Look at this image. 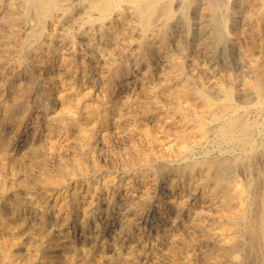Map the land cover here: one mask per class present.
<instances>
[{"label": "rangeland", "instance_id": "374dc122", "mask_svg": "<svg viewBox=\"0 0 264 264\" xmlns=\"http://www.w3.org/2000/svg\"><path fill=\"white\" fill-rule=\"evenodd\" d=\"M5 1H6V4H5ZM181 1L180 0H174V2H173V7L175 10L176 16L171 23L172 25H170V30L168 33V37H169L168 38V44L164 50H162V51L158 50L157 51L155 49V47L150 48L147 45V43L145 42V40L143 41L140 38L138 33H133L135 36L134 35L133 36H127V38L125 35L123 36L122 34H119L120 37H118L117 39L114 40L113 35H114V32L117 28V24L115 23V21H113L110 18H104V17H101L100 19H98L99 16L97 14H95L94 12H92L89 9L88 4H85V3L76 2V4L73 5V7L76 6L77 8L76 7L72 8L73 13L71 12L70 14H65V15L64 14H62V15L56 14V15H53L54 18L53 17L44 18L42 22H44L45 24L41 22V24H44V25H41V24L36 25L35 21H32V20L31 21L30 20L24 21V20H20V19L18 20L17 19V16L20 15L21 12H23V6L19 1H17L18 4L16 6V9L12 10V7L8 4V0H0V7H1L0 8V33H3V35H6L8 33V35H9V40L3 41V42L0 41V46H2V47H0V56L2 57V58L0 57V68H1V70H0V81H1L0 82V93H1L0 94V96H1L0 97V154H1L0 155V157H1L0 158V181L2 183L4 182V184H5V190H4L5 195L3 196V190H2V193L0 192V219H1V217H3L6 220H11L12 217H15L17 219L16 220L17 223H13L11 220L10 228H8L6 233H3V231H0V236H1L0 237V247H1L0 248V259H1L0 264H3V263L5 264V262L7 261V259L9 258L10 255H20L21 253L22 254L24 253V255L21 254L22 256L31 257L32 259H34L33 264H35V263L36 264H43V262L45 264H49V263L50 264H64L62 259H61L64 254L68 253V254L73 255L76 258L80 257V255H78L79 253L74 251L75 249H78L79 251H81V253L82 252H84V253L88 252L86 254L91 256L92 264H102V263L105 264V263H107L106 258H104L105 256L107 257V256L112 255L113 258H117L118 255L126 256L129 252H132L134 255L132 254L133 259L131 260L130 263L128 262V264H168V263L169 264H176V263L180 264L181 263V257H180L179 252L177 251L178 250V242H179V236H178V234H179L178 212L179 211H178V207L176 204V199L179 195L178 189H180V183H179V180L177 178L178 176L176 174V171H175L176 167L178 166V164L180 163V161L182 159H193V158L194 159H202V157H205V155H207L209 157H217L223 153L222 149H221L223 147L218 146L217 143L214 142L215 141V140H213L214 135L209 136L203 140L198 139L199 137L198 138L193 137V136H197L194 134H193V136H190V138L189 137L188 138L183 137V134H182L183 130H180L182 128H181V125L179 124L180 123V117L177 114H175L173 112V110H171V108H169L170 107V105H169L170 99L171 98H172V100L175 99L174 96L172 95V93H173V90L175 88L177 78L179 77V75H181L182 77H185V78H189V79L193 78V79H191L193 84L197 83L196 85H198V86H199V84H200V86L201 85L210 86L212 90L214 89L213 93H215V94L213 96H215L216 98H220L218 92L216 91L220 82H225L227 84H230V85L234 86L238 90V92H240L243 89V80L245 78H251L254 76L255 70L250 63V58L248 57V54H247V52L250 49H252L253 52H255V53H258L260 50L262 51L263 56H262L261 60L263 62V69H264V42H263L264 41V24L262 23V20L260 19V6L258 3V0H224V1L221 0V1H223V3H221L222 5L221 4L219 5V7L217 8V11L226 16L229 30H228V32H226V36L224 37L226 39H223V41L217 45H211V44H208V42H207L208 28L211 27V23H212L211 17L213 15V9H212L210 3L208 2V0L207 1L206 0H200V1L199 0H190L189 5L191 7L188 6L187 7L188 10L186 9V11H184V12H183V4H182L183 1L182 2ZM191 1H193V2L191 3ZM1 4H2V6H1ZM73 9H75V10H73ZM87 10H88V12H87ZM190 10H191V12H190ZM178 11H179V13H178ZM247 11H249V12H247ZM211 12H212V14H211ZM250 12H252V13H250ZM249 14H250V16H249ZM251 15H253V16H251ZM10 16H12V18ZM78 16H80V17H78ZM91 18L95 19V20L97 19V20L95 22H91L90 21ZM72 19H74V20H72ZM252 19H254L258 22L259 30H258L253 42L251 43L250 39L246 36V34L251 29ZM82 20H83V22H82ZM206 20H207V22H206ZM73 21H74V23H73ZM101 21H103V22H101ZM181 21H182V23H181ZM3 23H4V25H3ZM205 23L208 24L209 26L206 25ZM76 24H78V25L76 26ZM66 25L68 26V28ZM1 26H3V27H1ZM34 26L39 29L40 33H43V32L44 33L41 35L39 33L40 37L38 36L36 38V40L35 39L30 40L31 42H39L40 46H38V48L34 51L35 53L33 52V54L31 56H26V54L24 53L26 46L24 45L23 47H20V49L18 46H15V48H14L13 40L16 38L18 39L19 37H20L19 39H21V37L25 36V34L31 30V27L35 28ZM97 27H98V29H97ZM94 28L96 31H94ZM59 29H61V30H59ZM92 30H93V32H92ZM178 31H179V33H178ZM21 34H23V35H21ZM47 34H49V35H47ZM60 34H62V35H60ZM101 34H102V36H101ZM44 38H46V39H44ZM109 38H110V40H109ZM135 38H137V39H135ZM228 38H229V40H228ZM85 39H87V40H85ZM95 39L97 41H95ZM153 39L155 40L156 38H153ZM224 40H226L228 43ZM53 42H55V43H53ZM179 43H181V44H179ZM74 44H76V45H74ZM175 45H177V46H175ZM12 46H13V48H12ZM251 46H252V48H250ZM8 47H10V48H8ZM98 48H99V50H98ZM168 49H169V51H168ZM61 50L63 53L60 52ZM101 51H102V53H101ZM43 52H46L47 54L43 53ZM166 52L172 53L175 60H180V59L184 58L183 59L184 63L182 65V68L179 69L180 71L173 66L172 61L170 59L168 60L165 57ZM72 54H73V57H72ZM75 54L77 57L75 56ZM51 55H53V56H51ZM16 56H18V57H16ZM103 56H106V57L104 58ZM22 58H24V59H22ZM143 58L147 61H145ZM63 60L65 63L63 62ZM81 60L84 62H82ZM90 60H91V62H90ZM32 61H34V62H32ZM85 62H87V64ZM5 64H6V66H5ZM8 64L10 65V67L13 66V74L16 73L17 70L19 69L18 71H19V73H21L22 79H27V80H29V78H30V80L33 79V81H30L31 85L28 88V89L31 88V90L28 91V96L30 94L31 95L29 97L27 96V98H26V102L29 103V107L24 111V113L20 114V116L18 117L19 120H17V121L12 120L15 116L13 118L9 117L8 120L5 119L4 114H3V109L1 107L2 101L7 100V99L9 100L11 97V94L13 93L14 82L13 81L11 82V80H10L11 78L9 77L10 74L8 75L6 73V70L10 68ZM20 64H21V66H20ZM3 67H4V69H3ZM69 67H71V68H69ZM165 67H167V68H165ZM117 68H118V71H116ZM173 68H174V71H172ZM37 70H40V71H37ZM73 70H74V72H73ZM121 70H122V72H121ZM62 71H63V74H61ZM103 71H105V72H103ZM160 71H161V73H160ZM57 72H59V73H57ZM186 72H188V73H186ZM25 73H27V74H25ZM32 73H34V74H32ZM46 74H47V76H46ZM52 74H54V75H52ZM81 74H84L83 75L84 77ZM101 74L102 75L104 74V75L102 76ZM163 74H165V75H163ZM188 74H190V75H188ZM64 75H65V77H64ZM49 78H51V79H49ZM69 78H73V81L75 83V94H74L75 98L74 97H73L74 99L72 98V103L70 104V107L68 108L69 116L71 115L72 118L78 119V122L81 125H83V123H84L88 126L89 124L95 123V126H94L95 128H93V130L90 127L89 128L84 127V129L83 128L78 129L76 126H73L71 124L68 127H65L62 129L54 128V125L52 123H48L47 120L49 118L56 117V115H58V113L60 114L62 112V107L60 105L51 103L50 106L48 105L47 107L42 108V106H41L42 102L41 103L35 102V99H37L40 96L45 85L51 84V85H54L55 87H57V89L64 90V87H65L64 82L71 80ZM159 79H161V80H159ZM161 81H164V82L162 83ZM1 83H3L4 85ZM60 83H63V85ZM104 83H106V84H104ZM128 83H129V85H128ZM84 85H85V87H84ZM33 89H34V91H33ZM98 89H100L101 91ZM142 89H144V90H142ZM88 90H92V91L90 92ZM93 90H95V91H93ZM138 90H141L142 92L138 91ZM80 91L83 93H81ZM108 91H110V92H108ZM86 92H88V93L90 92L89 93L90 95ZM118 92L119 93L121 92V93L119 94ZM159 93L162 96H160ZM167 93H169V94H167ZM95 95H97L98 97ZM101 95L102 96L104 95L106 98L104 96L102 97ZM110 95L112 96V98H115V99L123 98V96H129L130 97V99L132 100L131 101L132 105L129 104L128 105L129 108L127 107L128 109L132 110L131 114H130L131 116H129V118L131 117L130 119L126 120L124 118L126 114H123L122 111H119V109H117L114 101L107 99ZM165 95H168V96H165ZM168 97H169V99H167ZM142 98H143V100H142ZM180 98L181 99H179V101L181 103L183 102L182 104H190L191 103L193 105V111L200 109V102L194 95H189L187 97H180ZM149 99H150V101H149ZM154 99L155 100L157 99V100L155 101ZM147 100H148V102H147ZM237 100H239V102ZM101 101H102V103L100 104ZM152 101L154 104L152 103ZM235 101H237V103H239V104H245V103L253 104V101L254 102L256 101V97L254 95L251 96V94H250V97L248 96L247 99L243 100L241 97L236 96ZM155 102L156 103L158 102V103L156 104ZM161 104H162V106H161ZM165 104H166V106H165ZM86 105H89V106H86ZM197 106H198V108H197ZM154 107H156V108H154ZM71 108H72V110H71ZM95 108H97V109H95ZM147 108L149 110H145ZM98 109H100V110H98ZM136 110H137V112H136ZM262 111L263 112L260 113V116L257 115V118H258L257 131L254 133V136H253V140L255 142L254 146H255V149L257 151V155H252V154H250V152L246 154V156L244 157V159H245L244 166H246V167L241 166L240 167L241 169L238 168L235 171V180H236V182L239 181L238 184H242L243 182L248 181V179L250 180V178L251 179L254 178V181H255L254 185H253L254 191L256 192V194L259 197V202L261 201L262 203H264V197H263L264 196V190H263L264 189V183H263L264 182V159H263L264 158V148H262V147H264V143H262L264 140V131H263L264 130V128H263L264 127V122H263L264 121V108ZM43 112L46 115L43 114ZM48 113H50V114L48 115ZM133 113L136 115H134ZM165 113H166V115H163ZM39 114H40V116H39ZM31 116H33V117H31ZM159 116H161V117H159ZM95 117L96 118L98 117V118L96 119ZM134 117L136 118V120ZM163 117L166 121H168V120L170 121V122L169 121L166 122L164 126L159 125V118L163 119ZM259 117H261V118H259ZM120 118H122V119H120ZM32 119H33V121H32ZM112 119H114V120H112ZM124 119H125V121H124ZM147 119H149V120H147ZM155 119L158 121H156ZM97 120H99V121H97ZM132 121L134 124H132ZM13 122H15V123H13ZM7 123H9V124H7ZM120 124H122V125H120ZM136 125H137V127H136ZM140 125L142 127H140ZM123 126H126V127L124 128ZM130 127H131V129H130ZM117 128L118 129L120 128L121 131H119ZM150 128H151V130L152 129L153 130L151 131ZM53 130H55V131H53ZM83 131H85V132H83ZM130 131H132V132H130ZM171 131H173V132H171ZM180 131L182 132L181 133L182 135L180 134ZM36 132H37V134H35ZM116 132H118V133H116ZM126 132H127V134H126ZM128 132L130 134H128ZM80 133H81V135H80ZM131 133H132V135H131ZM143 133H145V134H143ZM257 133H258V135H257ZM171 134H173V135H171ZM92 135H93V137H92ZM132 136H133V138H132ZM161 136H163V137H161ZM40 137H42V139ZM123 137H125V138H123ZM126 137H128V139ZM174 137H176V138H174ZM183 138H184V140H183ZM133 139H134V141H133ZM137 139L138 140L140 139V140L138 141ZM167 139H168V141H167ZM57 140H60V141H57ZM204 140H205V142H204ZM62 141H64V142H62ZM90 141H91V144H90ZM110 141H111V143H110ZM67 142H69V143H67ZM95 142H96V144H95ZM212 142H214V144L211 145ZM5 143H6V145H5ZM128 143H130L131 145ZM86 144L89 145L90 147L89 146L87 147ZM76 145H78V146H76ZM82 145L86 148H84ZM109 145H110V147H109ZM147 145L149 146V149L147 148L148 147ZM159 145H160V147H159ZM192 145H194V146H192ZM48 146H49V148H48ZM94 146L95 147L97 146V147L95 148ZM103 146H105V147L103 148ZM183 146H185V147H183ZM66 147H68V148H66ZM158 147H159V149L161 148L162 150H159ZM176 148H178V149H176ZM36 149H38V150H36ZM100 149H102V150H100ZM145 149H147V150H145ZM164 149L167 150V152ZM49 150H51L52 152ZM57 150H59V151L57 152ZM82 150L85 152H83ZM92 150H93V152H91ZM132 150H133V153H132ZM163 150H164V152H163ZM12 151L15 153H13ZM61 151H62V153H61ZM141 151H144V154H145V152L147 153V155H148L147 160L146 159L141 160V158L139 159V157H137V158L135 157V156H137L138 153L141 154ZM147 151H149V152H147ZM116 152L117 153L119 152V154H117ZM192 152H195V153H192ZM7 153H9V154H7ZM17 153H18V155H17ZM95 153H97L98 155ZM57 154L60 156H58ZM4 155H5V157H4ZM50 155H52V156H50ZM38 156H40V157H38ZM81 156H83V157H81ZM96 156H98V158ZM108 156H109V158H108ZM121 156H123L126 159V161ZM181 156H183V157H181ZM35 157L37 158V161H35V159H33ZM152 158H154V159H152ZM107 159L108 160L110 159L111 161L109 160L110 161L109 162ZM163 159H164V161H163ZM90 160H91V162H90ZM17 161H18V163H16ZM122 161H124V162H122ZM49 162L51 163V165ZM103 162H104V164H103ZM4 163H5V165H4ZM77 163H80V164L84 163L82 166H84V169H86L85 170L86 173H84L83 175L80 176V175L74 174V173H63L62 172L63 169L68 168L69 166L72 167L73 165H75ZM91 163H92V165H91ZM99 163H101V166ZM118 163H121V164H118ZM17 164H19V165H17ZM22 164H23V166H21ZM53 164H54V166H52ZM125 164H127V165H125ZM10 165H11V167H10ZM18 166H19V168H18ZM262 166H263V168H262ZM39 167H41L42 169H40ZM102 167H103V169H101ZM33 168H35V169H33ZM90 168L93 171H91ZM99 169H101V170H99ZM14 170L17 173L15 172L13 174ZM24 172H25V174H24ZM40 172H47V173H53L54 172L53 174H55V175H61L62 177L61 176L60 177L62 178V180H61V182H57V181L54 182V184H52V186H51L52 189L50 187L48 190L43 185H41L39 182L38 183L34 182V178L36 179L34 174H37ZM25 177H27V180L32 182L30 184L31 186L28 187L29 184H27L25 182V180H23ZM92 177L94 178V180ZM166 177H168V178H166ZM169 177H171L172 179ZM109 178H112L113 183L108 188L107 187L108 185L106 184V182H107V179H109ZM10 179H11V182H9ZM127 179L129 182L127 181ZM13 181H15L16 183ZM19 181H20V183H19ZM125 184H127V185H125ZM150 184H152V185L150 186ZM103 185H104V187H103ZM71 186H72V188H71ZM29 188H31L32 190ZM33 188L36 190H33ZM64 189H66V190H64ZM17 190H19V191H17ZM83 190H84V192H83ZM148 190H150V191H148ZM146 191H147V193H146ZM260 191H262V193ZM33 192H37V193L34 194ZM64 193H65V195H64ZM26 194H29V195H26ZM30 194H32V195H30ZM75 195H80L82 197L87 196V198H85L84 200H89V198H90L93 202V211L91 212V214L89 216H87L84 219V221L80 220L78 212L71 213L69 219H67L65 217V214H63L66 206L71 201H73ZM111 195H112V197H111ZM132 195L134 197L136 196L135 197L136 199L139 197L138 200L141 198V196H145V195L147 196L146 199L141 201V203H143V204H141V206L139 205L138 210H135L136 207L130 206L128 204V199ZM259 195H261V196H259ZM31 199L33 200V202ZM120 201H122V202H120ZM11 202H19L22 205V207L19 208V211L21 210L19 214L16 215V213H14L15 211H17V210H14V208L13 209L9 208L10 206L13 207L14 205H16V204H12ZM57 204L59 207L57 206ZM146 207H147V209H145ZM154 208H155V210H154ZM57 209H59L60 212L62 213V214L58 215L59 217L56 216L55 212H54ZM165 209L168 211H166ZM32 210H34V211H32ZM36 212H38V213L36 214ZM54 216H56L58 218H55ZM133 216H135V219ZM131 217H132V219H131ZM130 219H131V221H130ZM109 221H111V222H109ZM218 223H219V219H217L216 214H214L211 211H208L205 214V219H203V226L197 233L199 239H198V244L196 247V252L197 251L198 252H197V259H196L195 264H222V263L227 264L228 262H230V259H232V258L233 259H240L245 254L247 255L246 264H256V262H257V256L256 255L257 254L254 251H251V252L245 251V250L242 252L239 251V252H237L238 254L236 253L235 257L234 256L231 257L233 254L230 253V251H228L226 246L216 244V242L213 239V236H211V234H212V231L216 228V225L218 226ZM158 225H159V227H158ZM24 228H25V230H24ZM19 229H22V230L19 231ZM41 229H42V231H41ZM202 230L204 232L205 231L206 232L204 233ZM23 231H25L24 234H23ZM58 231H60V232H58ZM33 232H34V234H33ZM115 232L117 234H115ZM101 234L105 235L106 237L104 239H97ZM11 236H13V237H11ZM59 236L62 238V240L60 239ZM28 237H30V238L28 239ZM263 238H264V230H263ZM13 240H14V242H13ZM61 241H63V242H61ZM71 242H72V244H71ZM70 244H71V247H70ZM11 245H12V247H11ZM88 245L90 246V248ZM114 246H116L117 249ZM218 246H220V249H219L220 252L223 253V260L219 263H216L215 256H213V255L216 251H218ZM263 246H264V244H263ZM206 247L208 250L206 249ZM34 249H36L35 250L36 252L34 251ZM161 249L163 252L161 251ZM20 250H22V251H20ZM25 250H26V252H23ZM134 250H135V252H134ZM100 251H102L103 253ZM114 251H115V253H114ZM171 252H172V254H171ZM240 252H241V254H240ZM31 253L33 254L34 258L32 257ZM26 254H28V255H26ZM237 255H239V256H237ZM59 256H60V258H59ZM174 256H176V257H174ZM228 257H230V258H228ZM171 258H172V260H171ZM48 259H50V260H48ZM178 261H180V262H178Z\"/></svg>", "mask_w": 264, "mask_h": 264}, {"label": "bare ground", "instance_id": "6f19581e", "mask_svg": "<svg viewBox=\"0 0 264 264\" xmlns=\"http://www.w3.org/2000/svg\"><path fill=\"white\" fill-rule=\"evenodd\" d=\"M17 1H19L23 6V12L20 13V15L17 16V19L19 20H32L35 21V24H41L44 18L47 17H53V15L56 14H70L72 12V8L76 7L73 5L76 4V2L79 3H85L88 4L89 9L97 14L99 16L98 19L101 17L104 18H110L117 24V28L114 32L113 39H117L120 37L119 34L127 36H133V33H138L140 38L147 43V45L151 47H155V49L158 51H162L165 49V47L168 44V33L170 30V25H172V21L175 18V10L173 7L174 0H8V4L13 9H16ZM181 1V0H180ZM183 1V12L186 11L187 7L190 6V0H182ZM181 1V2H182ZM200 1V0H199ZM207 1V0H206ZM224 1V0H223ZM221 0H208L210 3L212 9H213V15L211 17V27L208 28V35H207V42L211 45H217L223 41V39L226 36V32H228V22L227 18L224 14H221L217 11V8L221 3H223ZM193 1H191L192 3ZM196 2V1H195ZM207 2V3H208ZM3 3V2H2ZM225 3V2H224ZM259 6H260V19L262 20V23L264 24V0H258ZM6 4V1H5ZM78 4V3H77ZM181 4V5H182ZM222 5V4H221ZM2 6V4H1ZM87 6V5H86ZM4 7V6H3ZM85 7V6H84ZM191 7V6H190ZM210 7V6H209ZM210 7V8H211ZM221 7V6H220ZM1 8V7H0ZM77 8V7H76ZM86 8V7H85ZM6 9V8H5ZM220 9V8H219ZM232 9V8H231ZM249 9V8H248ZM259 9V8H258ZM75 10V9H73ZM78 10V9H77ZM86 10V9H85ZM188 10V9H187ZM10 11V10H9ZM220 11V10H219ZM229 11V10H228ZM234 11V10H233ZM80 12V11H79ZM88 12V10H87ZM191 12V10H190ZM226 12V11H225ZM249 12V11H247ZM2 13V12H1ZM73 13V12H72ZM86 13V12H85ZM93 13V14H94ZM179 13V11H178ZM206 13V12H205ZM223 13V12H222ZM235 13V12H234ZM246 13V12H245ZM252 13V12H250ZM212 14V12H211ZM248 14V13H247ZM254 14V13H253ZM60 15V16H61ZM77 15V14H76ZM80 15V14H79ZM82 15V14H81ZM84 15V14H83ZM234 15V14H233ZM59 16V17H60ZM74 16V15H73ZM85 16V15H84ZM87 16V15H86ZM90 16V15H89ZM250 16V14H249ZM253 16V15H251ZM8 17V16H7ZM12 18V16H10ZM80 17V16H78ZM92 17V16H91ZM180 17V16H179ZM207 17V16H206ZM54 18V17H53ZM61 18V17H60ZM58 19V18H57ZM83 19V18H82ZM209 19V18H208ZM47 20V19H46ZM62 20V19H61ZM74 20V19H72ZM84 20V19H83ZM82 20V22H83ZM97 20V19H96ZM95 19L91 18V22H95ZM181 20V19H180ZM55 21V20H54ZM60 21V20H59ZM63 21V20H62ZM80 21V20H79ZM88 21V20H87ZM89 21V22H90ZM189 21V20H188ZM4 22V21H3ZM12 22V21H11ZM50 22V21H49ZM58 22V21H57ZM61 22V21H60ZM71 22V21H70ZM85 22V21H84ZM103 22V21H101ZM207 22V20H206ZM23 23V22H22ZM21 23V24H22ZM29 23V22H28ZM44 23V22H42ZM74 23V21H73ZM179 23V22H178ZM182 23V21H181ZM192 23V22H191ZM26 24V23H25ZM45 24V23H44ZM41 24V25H44ZM79 24V23H78ZM76 24V26L78 25ZM89 24V23H88ZM206 24V23H205ZM210 24V23H209ZM4 25V23H3ZM30 25V24H29ZM57 25V24H56ZM75 25V24H74ZM85 25V24H84ZM98 25V24H97ZM103 25V24H102ZM177 25V24H176ZM184 25V24H183ZM191 25V24H190ZM208 25V24H206ZM205 25V26H206ZM258 22L254 19L251 21V29L247 32L246 36L250 39L251 43L253 42L259 28H258ZM48 26V25H47ZM54 26V25H53ZM67 26V25H66ZM86 26V25H85ZM94 26V25H93ZM105 26V25H104ZM209 26V25H208ZM3 27V26H1ZM5 27V26H4ZM10 27V26H9ZM22 27V26H21ZM29 27V26H28ZM35 27V26H34ZM45 27V26H44ZM51 27V26H50ZM59 27V26H58ZM75 27V26H74ZM90 27V26H89ZM100 27V26H99ZM173 27V26H172ZM207 27V26H206ZM46 28V27H45ZM68 28V26H67ZM80 28V27H79ZM174 28V27H173ZM21 29V28H20ZM19 29V30H20ZM92 29V28H91ZM98 29V27H97ZM237 29V28H236ZM30 30V29H29ZM56 30V29H55ZM61 30V29H59ZM83 30V29H82ZM3 31V30H2ZM25 31V30H24ZM76 31V30H75ZM85 31V30H84ZM89 31V30H88ZM94 31L95 28H94ZM99 31V30H98ZM189 31V30H188ZM11 32V31H10ZM61 32V31H60ZM93 32V30H92ZM100 32V31H99ZM187 32V31H186ZM202 32V31H201ZM39 29L38 28H32L29 32L25 34V36L21 37V39H14L13 46L23 47L25 48V54L26 56H31L33 52L38 48L39 42H31L30 40L35 39L39 36ZM44 33V32H43ZM43 33H40L43 34ZM52 33V32H51ZM58 33V32H57ZM179 33V31H178ZM189 33V32H188ZM203 33V32H202ZM201 33V34H202ZM46 34V33H45ZM88 34V33H87ZM23 35V34H21ZM49 35V34H47ZM62 35V34H60ZM74 35V34H73ZM137 35V34H136ZM260 35V34H259ZM77 36V35H76ZM90 36V35H89ZM88 36V37H89ZM92 36V35H91ZM102 36V34H101ZM135 36V35H134ZM138 36V35H137ZM182 36V35H181ZM189 36V35H188ZM18 37V36H17ZM40 37V36H39ZM58 37V36H57ZM231 37V36H230ZM229 37V38H230ZM15 38V37H14ZM55 38V37H54ZM91 38V37H90ZM89 38V39H90ZM101 38V37H100ZM111 38V37H110ZM109 38V40H110ZM131 38V37H130ZM153 38H156L155 40ZM179 38V37H178ZM228 38V40H229ZM46 39V38H44ZM80 39V38H79ZM88 39V40H89ZM92 39V38H91ZM137 39V38H135ZM231 39V38H230ZM9 40L8 33L6 35H3V33H0V41H7ZM34 40V41H35ZM59 40V39H58ZM74 40V39H73ZM87 40V39H85ZM84 40V41H85ZM108 40V39H107ZM133 40V39H132ZM181 40V39H180ZM201 40V39H200ZM30 41V42H29ZM38 41V40H37ZM71 41V40H70ZM80 41V40H79ZM83 41V42H84ZM95 41H97L95 39ZM106 41V40H105ZM127 41V40H126ZM134 41V40H133ZM140 41V40H139ZM205 41V40H204ZM226 41V40H224ZM12 42V41H11ZM52 42V41H51ZM61 42V41H60ZM86 42V41H85ZM93 42V41H92ZM125 42V41H124ZM184 42V41H183ZM200 42V41H199ZM227 42V41H226ZM230 42V41H229ZM259 42V41H258ZM264 42V41H263ZM55 43V42H53ZM59 43V42H58ZM91 43V42H90ZM99 43V42H98ZM101 43V42H100ZM129 43V42H128ZM134 43V42H133ZM143 43V42H142ZM141 43V44H142ZM228 43V42H227ZM51 44V43H50ZM72 44V43H71ZM89 44V43H88ZM125 44V43H124ZM127 44V43H126ZM139 44V43H138ZM181 44V43H179ZM2 45V44H1ZM53 45V44H52ZM70 45V44H69ZM76 45V44H74ZM80 45V44H79ZM118 45V44H117ZM116 45V46H117ZM201 45V44H200ZM229 45V44H228ZM12 46V48H13ZM44 46V45H43ZM46 46V45H45ZM87 46V45H86ZM94 46V45H93ZM96 46V45H95ZM177 46V45H175ZM188 46V45H187ZM2 47V46H0ZM51 47V46H50ZM91 47V46H90ZM121 47V46H120ZM10 48V47H8ZM7 48V49H8ZM17 48V47H16ZM47 48V47H46ZM101 48V47H100ZM111 48V47H110ZM132 48V47H131ZM147 48V47H146ZM176 48V47H175ZM194 48V47H193ZM215 48V47H214ZM252 48V46L250 47ZM48 49V48H47ZM217 49V48H216ZM22 50V49H21ZM49 50V49H48ZM47 50V51H48ZM54 50V49H53ZM57 50V49H56ZM78 50V49H77ZM87 50V49H86ZM99 50V48H98ZM218 50V49H217ZM16 51V50H15ZM97 51V50H96ZM169 51V49H168ZM192 51V50H191ZM216 51V50H215ZM6 52V51H5ZM17 52V51H16ZM20 52V51H19ZM57 52V51H56ZM62 52V50L60 51ZM95 52V51H94ZM140 52V51H139ZM205 52V51H204ZM212 52V51H211ZM7 53V52H6ZM35 53V52H34ZM46 53V52H43ZM49 53V52H48ZM63 53V52H62ZM81 53V52H80ZM88 53V52H87ZM102 53V51H101ZM105 53V52H104ZM115 53V52H114ZM159 53V52H158ZM179 53V52H178ZM193 53V52H192ZM222 53V52H221ZM2 54V53H1ZM13 54V53H12ZM37 54V53H36ZM47 54V53H46ZM90 54V53H89ZM93 54V53H92ZM248 57L250 58V63L252 67L255 70V74L251 78H245L243 80V89L242 91L238 92V90L225 82H220L217 88V92L220 96V98H216L213 96L215 93H213V90L210 86L207 85H201L199 84H193L192 80L193 78H185L179 75L177 78L175 88L173 90L172 95L174 96V100L172 98L170 99V107L171 110L175 114H177L180 117V134H183V137H189L194 135L193 137H199L198 139H206L209 136L214 135V142L217 143L218 146H222V154H220L217 157H209L205 155V157H202V159H182L178 166L176 167V174L177 178L180 183V189L179 195L176 199V204L178 207V218H179V242H178V252L181 257V263L180 264H195L197 259V252L196 247L198 244V231L203 226V219H205V214L208 211L213 212L216 214L217 219H219L218 226L216 225V228L212 231L211 236H213V239L215 240L216 244L224 245L227 247L228 251L232 253L233 255L231 257H235L236 253L239 251H254L257 255V262L256 264H264V238H263V230H264V203L261 201L259 202V197L254 191V178L248 179V181L243 182L242 184H238L235 180V171L240 168L241 166H244L245 159L247 153L250 152L252 155H257V151L254 146V140L253 136L254 133L257 131V124H258V118L257 115L260 116V113H262L264 108V69H263V62H262V51L260 50L258 53L253 52L252 49H250L248 52ZM16 55V54H15ZM21 55V54H20ZM39 55V54H38ZM67 55V54H66ZM84 55V54H83ZM149 55V54H148ZM151 55V54H150ZM49 56V55H48ZM53 56V55H51ZM62 56V55H61ZM76 56V54H75ZM89 56V55H88ZM1 57V56H0ZM4 57V56H3ZM18 57V56H16ZM24 57V56H23ZM63 57V56H62ZM73 57V54H72ZM77 57V56H76ZM91 57V56H90ZM104 58L106 56H103ZM143 57V56H142ZM165 57L172 61V64L175 68L178 70L182 68V65L184 63V58L180 60H175L173 57V54L170 52L165 53ZM178 57V56H177ZM2 58V57H1ZM34 58V57H33ZM40 58V57H39ZM43 58V57H42ZM80 58V57H79ZM119 58V57H118ZM163 58V57H162ZM161 58V59H162ZM24 59V58H22ZM50 59V58H49ZM67 59V58H66ZM83 59V58H82ZM130 59V58H129ZM144 59V58H143ZM194 59V58H193ZM205 59V58H204ZM29 60V59H28ZM34 60V59H33ZM145 60V59H144ZM187 60V59H186ZM66 61V60H65ZM69 61V60H68ZM82 61V60H81ZM86 61V60H85ZM105 61V60H104ZM114 61V60H113ZM138 61V60H137ZM147 61V60H145ZM11 62V61H10ZM34 62V61H32ZM64 62V60H63ZM71 62V61H70ZM80 62V61H79ZM84 62V61H82ZM91 62V60H90ZM128 62V61H127ZM131 62V61H130ZM207 62V61H206ZM65 63V62H64ZM68 63V62H67ZM87 64V62H85ZM103 63V62H102ZM105 63V62H104ZM170 63V62H169ZM204 63V62H203ZM12 64V63H11ZM40 64V63H39ZM54 64V63H53ZM52 64V65H53ZM56 64V63H55ZM74 64V63H73ZM148 64V63H147ZM150 64V63H149ZM171 64V65H172ZM9 65V64H8ZM44 65V64H43ZM70 65V64H69ZM68 65V66H69ZM78 65V64H77ZM94 65V64H93ZM104 65V64H103ZM116 65V64H115ZM166 65V64H165ZM201 65V64H200ZM4 66V65H3ZM6 66V64H5ZM17 66V65H16ZM21 66V64H20ZM32 66V65H31ZM67 66V67H68ZM72 66V65H71ZM74 66V65H73ZM83 66V65H82ZM98 66V65H97ZM147 66V65H146ZM197 66V65H196ZM207 66V65H206ZM205 66V67H206ZM10 67V65H9ZM30 67V66H29ZM42 67V66H41ZM50 67V66H49ZM92 67V66H91ZM101 67V66H100ZM201 67V66H200ZM199 67V68H200ZM17 68V67H16ZM28 68V67H27ZM71 68V67H69ZM76 68V67H75ZM148 68V67H147ZM167 68V67H165ZM172 68V67H171ZM4 69V67H3ZM2 69V70H3ZM35 69V68H34ZM45 69V68H44ZM205 69V68H204ZM1 70V68H0ZM6 70V69H5ZM19 70V69H18ZM17 70L16 73L13 74V66L6 70V73L11 78V82L13 81V93L11 94L10 99L4 100L1 103V107L3 109L4 118L8 120V118H14L12 120H19V116L21 113H24V111L29 107V103L26 102V98L28 96V91L31 90L28 89L31 85L30 80L22 79L21 73ZM22 70V69H21ZM32 70V69H31ZM46 70V69H45ZM55 70V69H54ZM53 70V71H54ZM63 70V69H62ZM69 70V69H68ZM101 70V69H100ZM104 70V69H103ZM115 70V69H114ZM139 70V69H138ZM165 70V69H164ZM172 70V69H171ZM40 71V70H37ZM51 71V70H50ZM112 71V70H111ZM118 71V68L116 69ZM174 71V68L173 70ZM180 71V70H179ZM69 72V71H68ZM74 72V70H73ZM80 72V71H79ZM105 72V71H103ZM102 72V73H103ZM115 72V71H114ZM122 72V70H121ZM143 72V71H142ZM163 72V71H162ZM36 73V72H35ZM39 73V72H38ZM56 73V72H55ZM59 73V72H57ZM94 73V72H93ZM97 73V72H96ZM99 73V72H98ZM161 73V71H160ZM175 73V72H174ZM181 73V72H180ZM188 73V72H186ZM237 73V72H236ZM27 74V73H25ZM34 74V73H32ZM42 74V73H41ZM63 74V71L62 73ZM68 74V73H67ZM72 74V73H71ZM88 74V73H87ZM112 74V73H111ZM110 74V75H111ZM169 74V73H168ZM198 74V73H197ZM196 74V75H197ZM7 75V76H8ZM38 75V74H37ZM54 75V74H52ZM57 75V74H56ZM82 76L84 74H81ZM89 75V74H88ZM102 75V74H101ZM100 75V76H101ZM104 75V74H103ZM102 75V76H103ZM118 75V74H117ZM122 75V74H121ZM128 75V74H127ZM134 75V74H133ZM159 75V74H158ZM165 75V74H163ZM190 75V74H188ZM192 75V74H191ZM6 76V75H5ZM30 76V75H29ZM40 76V75H39ZM47 76V74H46ZM51 76V75H50ZM59 76V75H58ZM63 76V75H62ZM95 76V75H94ZM119 76V75H118ZM149 76V75H148ZM170 76V75H169ZM176 76V75H175ZM174 76V77H175ZM2 77V76H1ZM54 77V76H53ZM56 77V76H55ZM60 77V76H59ZM65 77V75H64ZM71 77V76H70ZM84 77V76H83ZM98 77V76H97ZM133 77V76H132ZM164 77V76H163ZM172 77V76H171ZM196 77V76H195ZM194 77V78H195ZM216 77V76H215ZM5 78V77H4ZM33 78V77H32ZM36 78V77H35ZM91 78V77H90ZM128 78V77H127ZM170 78V77H169ZM42 79V78H41ZM51 79V78H49ZM48 79V80H49ZM71 80L64 82V90L57 89L54 85L47 84L45 85L43 91L41 92L40 96L35 99V102H42V108L50 106L51 103L60 105L62 107V112L56 117L49 118L47 120L48 123H52L54 125V128L62 129L65 127H68L70 124L73 126H76L78 129L80 128H95V123L89 124L88 126L83 123L81 125L78 122V119L72 118L71 115L69 116L68 108L70 107V104L72 103V98L75 94V83L73 81V78H69ZM84 79V78H83ZM94 79V78H93ZM125 79V78H124ZM165 79V78H164ZM176 79V78H175ZM36 80V79H35ZM65 80V79H64ZM75 80V79H74ZM87 80V79H86ZM85 80V81H86ZM127 80V79H126ZM161 80V79H159ZM174 80V79H173ZM196 80V79H195ZM216 80V79H215ZM45 81V80H44ZM58 81V80H57ZM94 81V80H93ZM92 81V82H93ZM96 81V80H95ZM120 81V80H119ZM1 82V81H0ZM35 82V81H34ZM43 82V81H42ZM55 82V81H54ZM77 82V81H76ZM104 82V81H103ZM127 82V81H126ZM162 83L164 81H161ZM168 82V81H167ZM202 82V81H201ZM4 83V82H3ZM1 83V84H3ZM109 83V82H108ZM115 83V82H114ZM159 83V82H158ZM157 83V84H158ZM8 84V83H7ZM6 84V85H7ZM42 84V83H41ZM63 85V83H60ZM106 84V83H104ZM156 84V83H155ZM161 84V83H160ZM4 85V84H3ZM120 85V84H119ZM129 85V83H128ZM153 85V84H152ZM217 85V84H216ZM2 86V85H1ZM82 86V85H81ZM96 86V85H95ZM135 86V85H134ZM142 86V85H141ZM170 86V85H169ZM78 87V86H77ZM85 87V85H84ZM164 87V86H163ZM162 87V88H163ZM8 88V87H7ZM145 88V87H144ZM2 89V88H1ZM42 89V88H41ZM78 89V88H77ZM85 89V88H84ZM93 89V88H92ZM111 89V88H110ZM124 89V88H123ZM128 89V88H127ZM166 89V88H165ZM168 89V88H167ZM173 89V88H172ZM86 90V89H85ZM100 90V89H98ZM144 90V89H142ZM34 91V89H33ZM39 91V90H38ZM92 91V90H88ZM95 91V90H93ZM101 91V90H100ZM141 91V90H138ZM137 91V92H138ZM157 91V90H156ZM169 91V90H168ZM167 91V92H168ZM172 91V90H171ZM170 91V92H171ZM81 92V91H80ZM89 92V93H90ZM110 92V91H108ZM142 92V91H141ZM169 92V93H170ZM83 93V92H81ZM88 93V92H86ZM88 93V94H89ZM94 93V92H93ZM92 93V94H93ZM119 93V92H118ZM121 93V92H120ZM119 93V94H120ZM149 93V92H148ZM147 93V94H148ZM158 93V92H157ZM165 93V92H164ZM167 93V94H169ZM1 94V93H0ZM6 94V93H5ZM4 94V95H5ZM36 94V93H35ZM99 94V93H98ZM103 94V93H102ZM124 94V93H123ZM160 94V93H159ZM254 95L256 97V101H253V104H239V100L235 101L236 96L241 97L243 100L247 99L248 96L250 97ZM31 95V94H30ZM29 95V96H30ZM90 95V94H89ZM135 95V94H134ZM143 95V94H142ZM141 95V96H142ZM189 95H194L200 102V109L193 111V105L190 104H182L179 99L180 97H187ZM6 96V95H5ZM28 96V97H29ZM34 96V95H33ZM87 96V95H86ZM85 96V97H86ZM92 96V95H91ZM97 96V95H95ZM102 96V95H101ZM100 96V97H101ZM104 96V95H103ZM102 96V97H103ZM158 96V95H157ZM160 96H162L160 94ZM168 96V95H165ZM1 97V96H0ZM32 97V96H31ZM88 97V96H87ZM98 97V96H97ZM101 97V98H102ZM105 97V96H104ZM117 97V96H116ZM132 97V96H131ZM156 97V96H155ZM154 97V98H155ZM170 97V96H169ZM169 97L167 99H169ZM75 98V97H74ZM73 98V99H74ZM106 98V97H105ZM137 98V97H136ZM140 98V97H139ZM145 98V97H144ZM238 98V97H237ZM254 98V97H253ZM108 100H112L115 102V106L119 111H122L125 115V119H130L129 116H131V109H128V105L131 104L132 100L129 96H123V98H112L110 95ZM106 99V100H107ZM153 99V98H152ZM158 99V98H157ZM156 99V100H157ZM166 99V98H165ZM255 99V98H254ZM95 100V99H94ZM134 100V99H133ZM143 100V98H142ZM155 100V99H154ZM155 100V101H156ZM193 100V99H192ZM33 101V100H32ZM135 101V100H134ZM133 101V102H134ZM137 101V100H136ZM150 101V99H149ZM184 101V100H183ZM143 102V101H142ZM148 102V100H147ZM249 102V101H248ZM31 103V102H30ZM91 103V102H90ZM89 103V104H90ZM102 101L100 102V104ZM104 103V102H103ZM113 103V102H112ZM141 103V102H140ZM153 103V101H152ZM156 103V102H155ZM158 103V102H157ZM156 103V104H157ZM166 103V102H165ZM38 104V103H37ZM97 104V103H96ZM107 104V103H106ZM154 104V103H153ZM155 104V105H156ZM167 104V103H166ZM165 104V106H166ZM32 105V104H31ZM35 105V104H34ZM80 105V104H79ZM132 105V104H131ZM160 105V104H159ZM164 105V104H163ZM84 106V105H83ZM89 106V105H86ZM107 106V105H106ZM134 106V105H133ZM153 106V105H152ZM158 106V105H157ZM162 106V104H161ZM168 106V105H167ZM78 107V106H77ZM91 107V106H90ZM100 107V106H99ZM128 107V108H127ZM195 107V106H194ZM75 108V107H74ZM79 108V107H78ZM131 108V107H130ZM156 108V107H154ZM153 108V109H154ZM163 108V107H162ZM168 108V107H167ZM198 108V106H197ZM34 109V108H33ZM36 109V108H35ZM48 109V108H47ZM58 109V108H57ZM77 109V108H76ZM80 109V108H79ZM97 109V108H95ZM128 109V110H127ZM140 109V108H139ZM151 109V108H150ZM40 110V109H39ZM38 110V111H39ZM72 110V108H71ZM75 110V109H74ZM100 110V109H98ZM145 110H149L148 108ZM118 111V112H119ZM153 111V110H152ZM155 111V110H154ZM167 111V110H166ZM129 112V113H128ZM137 112V110H136ZM144 112V111H143ZM146 112V111H145ZM158 112V111H157ZM41 113V112H40ZM71 113V112H70ZM82 113V112H81ZM85 113V112H84ZM120 113V112H119ZM128 113V114H127ZM42 114V113H41ZM43 114H45L43 112ZM50 113H48L49 115ZM57 114V113H56ZM86 114V113H85ZM108 114V113H107ZM134 114V113H133ZM169 114V113H168ZM27 115V114H26ZM46 115V114H45ZM73 115V114H72ZM136 115V114H134ZM157 115V114H156ZM163 115H166L163 114ZM2 116V115H1ZM40 116V114H39ZM54 116V115H53ZM78 116V115H77ZM101 116V115H100ZM113 116V115H112ZM33 117V116H31ZM108 117V116H107ZM140 117V116H139ZM161 117V116H159ZM3 118V119H4ZM17 118V119H16ZM89 118V117H88ZM96 118V117H95ZM98 118V117H97ZM96 118V119H97ZM112 118V117H111ZM114 118V117H113ZM135 118V117H134ZM158 118V117H157ZM171 118V117H170ZM261 118V117H259ZM23 119V118H22ZM45 119V118H44ZM109 119V118H108ZM107 119V120H108ZM115 119V118H114ZM112 119V120H114ZM122 119V118H120ZM124 119V121H125ZM133 119V118H132ZM167 119V118H166ZM178 119V118H177ZM2 120V119H1ZM89 120V119H88ZM136 120V118H135ZM149 120V119H147ZM156 120V119H155ZM171 120V119H170ZM262 120V119H261ZM33 121V119H32ZM40 121V120H39ZM95 121V120H94ZM99 121V120H97ZM101 121V120H100ZM109 121V120H108ZM120 121V120H119ZM131 121V120H130ZM134 121V120H133ZM132 121V124H134ZM141 121V120H140ZM158 121V120H156ZM169 121V120H168ZM164 119L159 118V125L164 126L166 122H168ZM174 121V120H173ZM177 121V120H176ZM2 122V121H1ZM102 122V121H101ZM122 122V121H121ZM129 122V121H128ZM170 122V121H169ZM262 122V121H261ZM264 122V121H263ZM15 123V122H13ZM40 123V122H39ZM56 123V124H55ZM113 123V122H112ZM120 123V122H119ZM9 124V123H7ZM114 124V123H113ZM123 124V123H122ZM120 124V125H122ZM130 124V123H129ZM11 125V124H10ZM27 125V124H26ZM109 125V124H108ZM142 125V124H141ZM140 125V127H142ZM189 125V126H188ZM260 125V124H259ZM4 126V125H3ZM38 126V125H37ZM157 126V125H156ZM155 126V127H156ZM177 126V125H176ZM261 126V125H260ZM17 127V126H16ZM22 127V126H21ZM33 127V126H32ZM108 127V126H107ZM121 127V126H120ZM124 128L126 126H123ZM128 127V126H127ZM137 127V125H136ZM149 127V126H148ZM151 127V126H150ZM173 127V126H172ZM51 128V127H50ZM73 128V127H72ZM135 128V127H134ZM133 128V129H134ZM139 128V127H138ZM262 128V127H261ZM264 128V127H263ZM9 129V128H8ZM16 129V128H15ZM116 129V128H115ZM118 129V128H117ZM131 129V127H130ZM149 129V128H148ZM158 129V128H157ZM165 129V128H164ZM171 129V128H170ZM169 129V130H170ZM175 129V128H174ZM11 130V129H10ZM17 130V129H16ZM69 130V129H68ZM76 130V129H75ZM96 130V129H95ZM100 130V129H99ZM103 130V129H102ZM110 130V129H109ZM119 131L120 128L118 129ZM123 130V129H122ZM126 130V129H125ZM139 130V129H138ZM143 130V129H142ZM146 130V129H145ZM151 130V128H150ZM153 130V129H152ZM151 130V131H152ZM178 130V129H177ZM261 130V129H260ZM55 131V130H53ZM77 131V130H76ZM88 131V130H87ZM127 131V130H126ZM149 131V130H148ZM156 131V130H155ZM168 131V130H167ZM264 131V130H263ZM85 132V131H83ZM107 132V131H106ZM115 132V131H114ZM132 132V131H130ZM144 132V131H143ZM173 132V131H171ZM32 133V132H31ZM88 133V132H87ZM91 133V132H90ZM96 133V132H95ZM94 133V134H95ZM99 133V132H98ZM97 133V134H98ZM109 133V132H108ZM113 133V132H112ZM111 133V134H112ZM118 133V132H116ZM125 133V132H124ZM137 133V132H136ZM146 133V132H145ZM143 133V134H145ZM150 133V132H149ZM153 133V132H152ZM159 133V132H158ZM166 133V132H165ZM6 134V133H5ZM33 134V133H32ZM37 134V132L35 133ZM62 134V133H61ZM122 134V133H121ZM127 134V132H126ZM125 134V135H126ZM128 134H130L128 132ZM178 134V133H177ZM181 134V135H182ZM15 135V134H14ZM60 135V134H59ZM81 135V133H80ZM89 135V134H88ZM118 135V134H117ZM132 135V133H131ZM137 135V134H136ZM139 135V134H138ZM169 135V134H168ZM173 135V134H171ZM180 135V136H181ZM256 135V134H255ZM258 135V133H257ZM263 135V134H262ZM36 136V135H35ZM68 136V135H67ZM104 136V135H103ZM140 136V135H139ZM142 136V135H141ZM178 136V135H177ZM8 137V136H7ZM11 137V136H10ZM29 137V136H28ZM57 137V136H56ZM62 137V136H61ZM93 137V135H92ZM118 137V136H117ZM145 137V136H144ZM156 137V136H155ZM163 137V136H161ZM171 137V136H170ZM259 137V136H258ZM12 138V137H11ZM42 139V137H40ZM50 138V137H49ZM88 138V137H87ZM91 138V137H90ZM95 138V137H94ZM116 138V137H115ZM125 138V137H123ZM128 139V137H126ZM133 138V136H132ZM140 138V137H139ZM142 138V137H141ZM176 138V137H174ZM192 138V137H191ZM196 138V139H197ZM263 138V137H262ZM4 139V138H3ZM45 139V138H44ZM54 139V138H53ZM93 139V138H92ZM96 139V138H95ZM143 139V138H142ZM141 139V140H142ZM182 139V138H181ZM194 139V138H193ZM192 139V140H193ZM13 140V139H12ZM21 140V139H20ZM83 140V139H82ZM86 140V139H85ZM90 140V139H89ZM94 140V139H93ZM98 140V139H97ZM103 140V139H102ZM125 140V139H124ZM138 140V139H137ZM140 140V139H139ZM138 140V141H139ZM170 140V139H169ZM184 140V138H183ZM212 140V141H213ZM42 141V140H41ZM49 141V140H48ZM60 141V140H57ZM87 141V140H86ZM108 141V140H107ZM115 141V140H114ZM120 141V140H119ZM134 141V139H133ZM132 141V142H133ZM168 141V139H167ZM256 141V140H255ZM262 141V140H261ZM260 141V142H261ZM11 142V141H10ZM64 142V141H62ZM104 142V141H103ZM124 142V141H123ZM137 142V141H136ZM184 142V141H183ZM188 142V141H187ZM186 142V143H187ZM205 142V140H204ZM208 142V141H207ZM214 142L211 143L214 144ZM24 143V142H23ZM69 143V142H67ZM74 143V142H73ZM99 143V142H98ZM97 143V144H98ZM105 143V142H104ZM109 143V142H108ZM111 143V141H110ZM109 143V144H110ZM161 143V142H160ZM179 143V142H178ZM192 143V142H191ZM195 143V142H194ZM264 143V140L263 142ZM261 143V144H262ZM41 144V143H40ZM64 144V143H63ZM71 144V143H70ZM69 144V145H70ZM77 144V143H76ZM91 144V141H90ZM96 144V142H95ZM94 144V145H95ZM130 144V143H128ZM6 145V143H5ZM39 145V144H38ZM87 145V144H86ZM85 145V146H86ZM131 145V144H130ZM133 145V144H132ZM138 145V144H137ZM146 145V144H145ZM155 145V144H154ZM65 146V145H64ZM74 146V145H73ZM78 146V145H76ZM83 146V145H82ZM81 146V147H82ZM89 145H87L88 147ZM115 146V145H114ZM148 146V145H147ZM187 146V145H186ZM194 146V145H192ZM206 146V145H205ZM2 147V146H1ZM84 147V146H83ZM90 147V146H89ZM95 147V146H94ZM97 147V146H96ZM95 147V148H96ZM105 146H103L104 148ZM110 147V145H109ZM113 147V146H112ZM125 147V146H124ZM123 147V148H124ZM127 147V146H126ZM134 147V146H133ZM160 147V145H159ZM158 147V149H159ZM185 147V146H183ZM203 147V146H202ZM208 147V146H207ZM3 148V147H2ZM22 148V147H21ZM49 148V146H48ZM51 148V147H50ZM68 148V147H66ZM72 148V147H71ZM76 148V147H75ZM74 148V149H75ZM86 148V147H84ZM101 148V147H100ZM114 148V147H113ZM137 148V147H136ZM149 149V146L147 147ZM156 148V147H155ZM154 148V149H155ZM264 148V147H262ZM79 149V148H78ZM83 149V148H82ZM118 149V148H117ZM134 149V148H133ZM178 149V148H176ZM201 149V148H200ZM2 150V149H1ZM4 150V149H3ZM38 150V149H36ZM76 150V149H75ZM84 150V149H83ZM82 150V151H83ZM88 150V149H87ZM94 150V149H93ZM93 150L91 152H93ZM99 150V149H98ZM102 150V149H100ZM115 150V149H114ZM123 150V149H122ZM147 150V149H145ZM152 150V149H151ZM159 150H162L161 148ZM165 150V149H164ZM163 150V152H164ZM6 151V150H5ZM19 151V150H18ZM51 151V150H49ZM59 150H57L58 152ZM79 151V150H78ZM77 151V152H78ZM131 151V150H130ZM154 151V150H153ZM167 152V150H165ZM169 151V150H168ZM194 151V150H193ZM206 151V150H205ZM204 151V152H205ZM7 152V151H6ZM13 152V151H12ZM24 152V151H23ZM29 152V151H28ZM32 152V151H31ZM52 152V151H51ZM56 152V153H57ZM76 152V153H77ZM85 152V151H83ZM138 152V151H137ZM149 152V151H147ZM158 152V151H157ZM161 152V151H160ZM214 152V151H213ZM15 153V152H13ZM40 153V152H39ZM54 153V152H53ZM62 153V151H61ZM117 153V152H116ZM133 153V150H132ZM131 153V154H132ZM170 153V152H169ZM176 153V152H175ZM179 153V152H178ZM195 153V152H192ZM211 153V152H210ZM218 153V152H217ZM5 154V153H4ZM9 154V153H7ZM49 154V153H48ZM51 154V153H50ZM97 154V153H95ZM106 154V153H105ZM108 154V153H107ZM119 154V152L117 153ZM155 154V153H154ZM160 154V153H159ZM189 154V153H188ZM200 154V153H199ZM202 154V153H201ZM1 155V154H0ZM18 155V153H17ZM20 155V154H19ZM30 155V154H29ZM58 155V154H57ZM56 155V156H57ZM69 155V154H68ZM86 155V154H85ZM98 155V154H97ZM121 155V154H120ZM119 155V156H120ZM156 155V154H155ZM172 155V154H171ZM193 155V154H192ZM34 156V155H33ZM52 156V155H50ZM60 156V155H58ZM75 156V155H74ZM100 156V155H99ZM157 156V155H156ZM175 156V155H174ZM198 156V155H197ZM216 156V155H215ZM5 157V155H4ZM32 157V156H31ZM40 157V156H38ZM45 157V156H44ZM47 157V156H46ZM79 157V156H78ZM83 157V156H81ZM92 157V156H91ZM98 158V156H96ZM111 157V156H110ZM113 157V156H112ZM123 157V156H121ZM136 158L139 157V159H148V155L144 151H141V154H137L135 156ZM155 157V156H154ZM158 157V156H157ZM183 157V156H181ZM1 158V157H0ZM43 158V157H42ZM48 158V157H47ZM80 158V157H79ZM93 158V157H92ZM109 158V156H108ZM178 158V157H177ZM250 158V157H249ZM248 158V159H249ZM10 159V158H9ZM19 159V158H18ZM35 161H37V158H33ZM46 159V158H45ZM49 159V158H48ZM51 159V158H50ZM85 159V158H84ZM115 159V158H114ZM123 159H125L123 157ZM154 159V158H152ZM159 159V158H158ZM262 159V158H261ZM260 159V160H261ZM264 159V158H263ZM15 160V159H14ZM26 160V159H25ZM79 160V159H78ZM92 160V159H91ZM90 160V162H91ZM100 160V159H99ZM104 160V159H103ZM108 160V159H107ZM110 160V159H109ZM108 160V161H109ZM54 161V160H53ZM60 161V160H59ZM94 161V160H93ZM96 161V160H95ZM111 161V160H110ZM109 161V162H110ZM117 161V160H116ZM126 161V159H125ZM150 161V160H149ZM148 161V162H149ZM153 161V160H152ZM156 161V160H155ZM159 161V160H158ZM164 161V159H163ZM56 162V161H55ZM70 162V161H69ZM68 162V163H69ZM79 162V161H78ZM89 162V161H88ZM89 162V163H90ZM118 162V161H117ZM120 162V161H119ZM124 162V161H122ZM138 162V161H137ZM157 162V161H156ZM167 162V161H166ZM260 162V161H259ZM18 163V161L16 162ZM34 163V162H33ZM32 163V164H33ZM50 163V162H49ZM158 163V162H157ZM248 163V162H247ZM9 164V163H8ZM35 164V163H34ZM63 164V163H62ZM71 164V163H70ZM84 164V163H83ZM83 164L77 163L73 165L72 167H68L63 169V173H74L78 175H83L86 169H84ZM101 166V163H99ZM104 164V162H103ZM121 164V163H118ZM131 164V163H130ZM135 164V163H134ZM255 164V163H254ZM5 165V163H4ZM19 165V164H17ZM51 165V163H50ZM56 165V164H55ZM59 165V164H58ZM92 165V163H91ZM124 165V164H123ZM122 165V166H123ZM127 165V164H125ZM129 165V164H128ZM139 165V164H138ZM158 165V164H157ZM175 165V164H174ZM257 165V164H256ZM262 165V164H261ZM7 166V165H6ZM23 166V164L21 165ZM41 166V165H40ZM49 166V165H48ZM54 166V164L52 165ZM62 166V165H61ZM66 166V165H65ZM97 166V165H96ZM114 166V165H113ZM119 166V165H118ZM117 166V167H118ZM131 166V165H130ZM171 166V165H170ZM255 166V165H254ZM11 167V165H10ZM15 167V166H14ZM13 167V168H14ZM38 167V166H37ZM56 167V166H55ZM54 167V168H55ZM87 167V166H86ZM92 167V166H91ZM107 167V166H106ZM144 167V166H143ZM155 167V166H154ZM246 167V166H244ZM19 168V166H18ZM23 168V167H22ZM42 169L41 167H39ZM44 168V167H43ZM98 168V167H97ZM127 168V167H126ZM172 168V167H171ZM243 168V167H242ZM263 168V166H262ZM12 169V168H11ZM24 169V168H23ZM35 169V168H33ZM103 169V167L101 168ZM99 169V170H101ZM105 169V168H104ZM111 169V168H110ZM159 169V168H158ZM168 169V168H167ZM241 169V168H240ZM244 169V168H243ZM91 171H93L90 168ZM132 170V169H131ZM8 171V170H7ZM32 171V170H31ZM51 171V170H50ZM121 171V170H120ZM257 171V170H256ZM12 172V171H11ZM16 171L14 170L13 174ZM23 172V171H22ZM49 172V171H48ZM52 172V171H51ZM103 172V171H102ZM111 172V171H110ZM129 172V171H128ZM148 172V171H147ZM159 172V171H158ZM170 172V171H169ZM240 172V171H239ZM262 172V171H261ZM9 173V172H8ZM17 173V172H16ZM54 173V172H53ZM53 173H47V172H40L37 174H34L36 179L34 178V182L40 183L43 185L46 189L49 190V188L54 184V182H61L62 176L61 175H55ZM94 173V172H93ZM116 173V172H115ZM243 173V172H242ZM241 173V174H242ZM25 174V172H24ZM23 174V175H24ZM101 174V173H100ZM130 174V173H129ZM150 174V173H149ZM154 174V173H153ZM10 175V174H9ZM8 175V176H9ZM19 175V174H18ZM86 175V174H85ZM92 175V174H91ZM118 175V174H117ZM240 175V174H239ZM261 175V174H260ZM61 176V177H60ZM74 176V175H73ZM149 176V175H148ZM163 176V175H162ZM90 177V176H89ZM95 177V176H94ZM147 177V176H146ZM156 177V176H155ZM174 177V176H173ZM242 177V176H241ZM251 177V176H250ZM18 178V177H17ZM32 178V177H31ZM93 178V177H92ZM129 178V177H128ZM158 178V177H157ZM168 178V177H166ZM171 178V177H169ZM176 178V179H177ZM65 179V178H64ZM139 179V178H138ZM143 179V178H142ZM149 179V178H148ZM154 179V178H153ZM172 179V178H171ZM174 179V178H173ZM23 180L29 186L32 183L31 181L27 180V177H25ZM27 180V181H26ZM94 180V178H93ZM119 180V179H118ZM175 180V179H174ZM81 181V180H80ZM90 181V180H89ZM112 178L107 179L106 184L109 188L111 186ZM128 181V179H127ZM144 181V180H143ZM157 181V180H156ZM11 182V179L10 181ZM15 182V181H13ZM63 182V181H62ZM86 182V181H85ZM129 182V181H128ZM138 182V181H137ZM176 182V181H175ZM16 183V182H15ZM20 183V181H19ZM264 183V182H263ZM9 184V183H8ZM98 184V183H97ZM146 184V183H145ZM174 184V183H173ZM88 185V184H87ZM114 185V184H113ZM127 185V184H125ZM149 185V184H148ZM152 184H150L151 186ZM167 185V184H166ZM262 185V184H261ZM42 186V187H43ZM56 186V185H55ZM59 186V185H58ZM65 186V185H64ZM78 186V185H77ZM82 186V185H81ZM80 186V187H81ZM162 186V185H161ZM63 187V186H62ZM101 187V186H100ZM104 187V185H103ZM129 187V186H128ZM138 187V186H137ZM263 187V186H262ZM72 188V186H71ZM166 188V187H165ZM257 188V187H256ZM260 188V187H259ZM19 189V188H18ZM31 189V188H29ZM52 189V187H51ZM50 189V190H51ZM82 189V188H81ZM101 189V188H100ZM261 189V188H260ZM3 190V196L5 195V184L0 181V192L2 193ZM20 190V189H19ZM17 190V191H19ZM32 190V189H31ZM33 190H36L33 188ZM45 190V189H44ZM66 190V189H64ZM87 190V189H86ZM156 190V189H155ZM264 190V189H263ZM28 191V190H27ZM38 191V190H37ZM40 191V190H39ZM108 191V190H107ZM150 191V190H148ZM169 191V190H168ZM177 191V190H176ZM67 192V191H66ZM84 192V190H83ZM93 192V191H92ZM109 192V191H108ZM123 192V191H122ZM144 192V191H143ZM170 192V191H169ZM262 193V191H260ZM21 193V192H20ZM34 194L37 192H33ZM47 193V192H46ZM56 193V192H55ZM86 193V192H85ZM147 193V191H146ZM260 193V194H261ZM8 194V193H7ZM17 194V193H16ZM63 194V193H62ZM74 194V193H73ZM112 194V193H111ZM120 194V193H119ZM129 194V193H128ZM164 194V193H163ZM171 194V193H170ZM177 194V193H176ZM12 195V194H11ZM29 195V194H26ZM32 195V194H30ZM48 195V194H47ZM65 195V193H64ZM104 195V194H103ZM110 195V194H109ZM115 195V194H114ZM147 195V194H146ZM141 196V198L138 200L133 195L129 197L128 204L130 206L136 207L135 210H138L139 205L141 206V201L146 199L147 196ZM13 196V195H12ZM24 196V195H23ZM34 196V195H33ZM67 196V195H66ZM72 196V195H71ZM89 196V195H88ZM108 196V195H107ZM159 196V195H158ZM166 196V195H165ZM261 196V195H259ZM18 197V196H17ZM29 197V196H28ZM62 197V196H61ZM64 197V196H63ZM106 197V196H105ZM112 197V195H111ZM264 197V196H263ZM36 198V197H35ZM54 198V197H53ZM56 198V197H55ZM87 198V196H80L75 195L73 201H71L65 208V211L63 214H65V217L67 219L70 218V214L73 212L79 213L80 220H83L91 214L93 211V202L89 198V200H84ZM109 198V197H108ZM117 198V197H116ZM128 198V197H127ZM152 198V197H151ZM160 198V197H159ZM39 199V198H38ZM42 199V198H41ZM67 199V198H66ZM123 199V198H122ZM32 200V199H31ZM64 200V199H63ZM110 200V199H109ZM108 200V201H109ZM120 200V199H119ZM159 200V199H158ZM36 201V200H35ZM42 201V200H41ZM48 201V200H47ZM29 202V201H28ZM33 202V200H32ZM37 202V201H36ZM43 202V201H42ZM60 202V201H59ZM65 202V201H64ZM122 202V201H120ZM146 202V201H145ZM7 203V202H6ZM12 204H16L13 207L10 206L9 208H14V213L19 214V208L22 207V205L19 202H11ZM35 203V202H34ZM98 203V202H97ZM149 203V202H148ZM153 203V202H152ZM36 204V203H35ZM47 204V203H46ZM171 204V203H170ZM105 205V204H104ZM164 205V204H163ZM166 205V204H165ZM43 206V205H42ZM47 206V205H46ZM53 206V205H52ZM58 206V204H57ZM103 206V205H102ZM101 206V207H102ZM45 207V206H44ZM43 207V208H44ZM55 207V206H54ZM59 207V206H58ZM129 207V206H128ZM175 207V206H174ZM27 208V207H26ZM96 208V207H95ZM31 209V208H30ZM147 209V207L145 208ZM177 209V208H176ZM25 210V209H24ZM155 210V208H154ZM166 210V209H165ZM171 210V209H170ZM34 211V210H32ZM40 211V210H39ZM104 211V210H103ZM107 211V210H106ZM112 211V210H111ZM168 211V210H166ZM2 212V211H1ZM43 212V211H42ZM55 212V215L58 216L62 214L59 209H57ZM129 212V211H128ZM156 212V211H155ZM7 213V212H6ZM13 213V214H14ZM38 212H36L37 214ZM44 213V212H43ZM109 213V212H108ZM134 213V212H133ZM136 213V212H135ZM161 213V212H160ZM10 214V213H9ZM26 214V213H25ZM30 214V213H29ZM35 214V215H36ZM99 214V213H98ZM120 214V213H119ZM118 214V215H119ZM127 214V213H126ZM147 214V213H146ZM101 215V214H100ZM110 215V214H109ZM137 215V214H136ZM144 215V214H143ZM160 215V214H159ZM169 215V214H168ZM175 215V214H174ZM47 216V215H46ZM54 216L55 218H58ZM140 216V215H139ZM17 217V216H16ZM30 217V216H29ZM38 217V216H37ZM106 217V216H105ZM130 217V216H129ZM135 219V216H133ZM152 217V216H151ZM210 217V216H209ZM22 218V217H21ZM53 218V217H52ZM54 218V219H55ZM65 218V219H66ZM92 218V217H91ZM166 218V217H165ZM175 218V217H174ZM90 219V218H89ZM100 219V218H99ZM132 219V217H131ZM130 219V221H131ZM157 219V218H156ZM164 219V218H163ZM162 219V220H163ZM13 223L16 222V218H11ZM11 220H6L3 217L0 219V231H3V233H6L8 228H10ZM79 220V219H78ZM97 220V219H96ZM104 220V219H103ZM115 220V219H114ZM118 220V219H117ZM52 221V220H51ZM63 221V220H62ZM24 222V221H23ZM111 222V221H109ZM138 222V221H137ZM175 222V221H174ZM35 223V222H34ZM40 223V222H39ZM47 223V222H46ZM71 223V222H70ZM83 223V222H82ZM113 223V222H112ZM125 223V222H124ZM32 224V223H31ZM147 224V223H146ZM162 224V223H161ZM43 225V224H42ZM50 225V224H49ZM129 225V224H128ZM131 225V224H130ZM153 225V224H152ZM165 225V224H164ZM215 225V224H214ZM48 226V225H47ZM46 226V227H47ZM61 226V225H60ZM77 226V225H76ZM113 226V225H112ZM68 227V226H67ZM74 227V226H73ZM159 227V225H158ZM165 227V226H164ZM168 227V226H167ZM173 227V226H172ZM171 227V228H172ZM206 227V226H205ZM211 227V226H210ZM28 228V227H27ZM48 228V227H47ZM53 228V227H52ZM55 229V228H54ZM74 229V228H73ZM157 229V228H156ZM160 229V228H159ZM174 229V228H173ZM213 229V228H212ZM22 229H19V231ZM25 230V228H24ZM31 230V229H30ZM59 230V229H58ZM97 230V229H96ZM115 230V229H114ZM122 230V229H121ZM124 230V229H123ZM169 230V229H168ZM205 230V229H204ZM18 231V230H17ZM18 231V232H19ZM42 231V229H41ZM47 231V230H46ZM107 231V230H106ZM105 231V232H106ZM110 231V230H109ZM144 231V230H143ZM157 231V230H156ZM172 231V230H171ZM203 231V230H202ZM25 231H23L24 234ZM57 232V231H56ZM60 232V231H58ZM92 232V231H91ZM122 232V231H121ZM124 232V231H123ZM127 232V231H126ZM153 232V231H152ZM176 232V231H175ZM204 232V231H203ZM206 232V231H205ZM204 232V233H205ZM51 233V232H50ZM53 233V232H52ZM62 233V232H61ZM97 233V232H96ZM103 233V232H102ZM149 233V232H148ZM154 233V232H153ZM162 233V232H161ZM170 233V232H169ZM200 233V232H199ZM203 233V234H204ZM22 234V233H21ZM30 234V233H29ZM34 234V232H33ZM115 234H117L115 232ZM27 235V234H26ZM51 235V234H50ZM94 235V234H93ZM97 235V234H96ZM95 235V236H96ZM110 235V234H109ZM134 235V234H133ZM170 235V234H169ZM20 236V235H19ZM75 236V235H74ZM73 236V237H74ZM80 236V235H79ZM112 236V235H111ZM110 236V237H111ZM127 236V235H126ZM143 236V235H142ZM171 236V235H170ZM173 236V235H172ZM200 236V235H199ZM202 236V235H201ZM1 237V236H0ZM5 237V236H4ZM13 237V236H11ZM15 237V236H14ZM39 237V236H38ZM60 237V236H59ZM86 237V236H85ZM105 235H100L97 239H104ZM118 237V236H117ZM17 238V237H16ZM30 237H28L29 239ZM40 238V237H39ZM68 238V237H67ZM75 238V237H74ZM88 238V237H87ZM135 238V237H134ZM146 238V237H145ZM157 238V237H156ZM178 238V237H177ZM204 238V237H203ZM62 240V238L60 237ZM59 239V240H60ZM78 239V238H77ZM85 239V238H84ZM91 239V238H90ZM94 239V238H93ZM66 240V239H65ZM129 240V239H128ZM157 240V239H156ZM27 241V240H26ZM29 241V240H28ZM31 241V240H30ZM38 241V240H37ZM47 241V240H46ZM77 241V240H76ZM102 241V240H101ZM112 241V240H111ZM120 241V240H119ZM148 241V240H147ZM172 241V240H171ZM203 241V240H202ZM14 242V240H13ZM63 242V241H61ZM65 242V241H64ZM113 242V241H112ZM125 242V241H124ZM134 242V241H133ZM83 243V242H82ZM126 243V242H125ZM4 244V243H3ZM64 244V243H63ZM72 244V242H71ZM70 244V247H71ZM88 244V243H87ZM103 244V243H102ZM123 244V243H122ZM121 244V245H122ZM131 244V243H130ZM25 245V244H24ZM27 245V244H26ZM31 245V244H30ZM34 245V244H33ZM36 245V244H35ZM67 245V244H66ZM65 245V246H66ZM69 245V244H68ZM113 245V244H112ZM118 245V244H117ZM161 245V244H160ZM169 245V244H168ZM176 245V244H175ZM23 246V245H22ZM28 246V245H27ZM40 246V245H39ZM89 246V245H88ZM92 246V245H91ZM215 246V245H214ZM12 247V245H11ZM18 247V246H17ZM68 247V246H67ZM81 247V246H80ZM116 247V246H114ZM120 247V246H119ZM139 247V246H138ZM143 247V246H142ZM148 247V246H147ZM202 247V246H201ZM1 248V247H0ZM20 248V247H19ZM34 248V247H33ZM57 248V247H56ZM82 248V247H81ZM90 248V246H89ZM100 248V247H99ZM168 248V247H167ZM166 248V249H167ZM205 248V247H204ZM87 249V248H86ZM117 249V247H116ZM169 249V248H168ZM171 249V248H170ZM200 249V248H199ZM207 249V247H206ZM220 246H218V251L214 253L213 256H215L216 263H219L223 260V253L220 252ZM17 250V249H16ZM36 249H34L35 251ZM46 250V249H45ZM49 250V249H48ZM84 250V249H83ZM82 250V251H83ZM88 250V249H87ZM126 250V249H125ZM208 250V249H207ZM22 251V250H20ZM47 251V250H46ZM66 251V250H65ZM71 251V250H70ZM69 251V252H70ZM75 252L79 253V258L74 257L71 254H64L61 258L64 264H92L91 256L79 251L78 249L74 250ZM112 251V250H111ZM117 251V250H116ZM131 251V250H130ZM162 251V249H161ZM176 251V250H175ZM7 252V251H6ZM17 252V251H16ZM23 252H26L23 251ZM36 252V251H35ZM63 252V251H62ZM68 252V251H67ZM98 252V251H97ZM102 252V251H100ZM135 252V250H134ZM163 252V251H162ZM161 252V253H162ZM168 252V251H167ZM201 252V251H200ZM206 252V251H205ZM240 252V254H241ZM43 253V252H42ZM52 253V252H51ZM57 253V252H56ZM73 253V252H72ZM99 253V252H98ZM103 253V252H102ZM109 253V252H108ZM115 253V251H114ZM157 253V252H156ZM160 253V252H159ZM22 254V253H21ZM10 255L5 264H33L34 259L27 256L22 255ZM29 254V253H28ZM26 254V255H28ZM32 254V253H31ZM54 254V253H53ZM58 254V253H57ZM82 254V255H81ZM132 252H129L126 256H120L118 255L117 258H113V256H103L106 258L107 263L105 264H128L130 263L132 258ZM170 254V253H169ZM172 254V252H171ZM238 254V253H237ZM110 255V254H109ZM134 255V254H133ZM178 255V254H177ZM208 255V254H207ZM40 256V255H39ZM46 256V255H45ZM58 256V255H57ZM76 256V255H75ZM199 256V255H198ZM201 256V255H200ZM212 256V257H213ZM239 256V255H237ZM33 257V254H32ZM41 257V256H40ZM44 257V256H43ZM55 257V256H54ZM53 257V258H54ZM139 257V256H138ZM154 257V256H153ZM176 257V256H174ZM204 257V256H203ZM209 257V256H208ZM207 257V258H208ZM34 258V257H33ZM37 258V257H36ZM60 258V256H59ZM95 258V257H94ZM98 258V257H97ZM156 258V257H155ZM173 258V257H172ZM171 258V260H172ZM230 258V257H228ZM135 259V258H134ZM158 259V258H157ZM1 260V259H0ZM3 260V259H2ZM50 260V259H48ZM53 260V259H52ZM153 260V259H152ZM36 261V260H35ZM41 261V260H40ZM54 261V260H53ZM61 261V260H60ZM105 261V262H106ZM213 261V260H212ZM211 261V262H212ZM214 261V262H215ZM226 261V260H225ZM229 261V260H228ZM252 261V260H251ZM102 262V261H101ZM171 262V261H170ZM180 262V261H178ZM201 262V261H200ZM205 262V261H204ZM227 262V261H226ZM247 262V255L245 254L240 259H230V262L227 264H246ZM57 263V262H56ZM157 263V262H156ZM173 263V262H172ZM202 263V262H201ZM4 264V263H3ZM36 264V263H35ZM43 264H45L43 262ZM50 264V263H49ZM104 264V263H102ZM169 264V263H168ZM177 264V263H176ZM179 264V263H178ZM223 264V263H222ZM225 264V263H224Z\"/></svg>", "mask_w": 264, "mask_h": 264}]
</instances>
